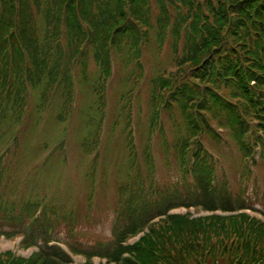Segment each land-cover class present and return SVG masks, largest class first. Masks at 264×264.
Returning a JSON list of instances; mask_svg holds the SVG:
<instances>
[{
	"label": "trees",
	"instance_id": "trees-1",
	"mask_svg": "<svg viewBox=\"0 0 264 264\" xmlns=\"http://www.w3.org/2000/svg\"><path fill=\"white\" fill-rule=\"evenodd\" d=\"M151 4L0 0V238L24 235L25 248H38L29 259L0 254V264H72L59 242L88 264L94 256L108 264H264V221L246 213L264 218V209L246 193L233 192L225 174L219 178L220 161L203 142L207 138L219 147L230 140L244 179L264 166V0H157L154 18ZM168 40L175 70L151 78L144 174L137 160L133 99L146 74L144 48L153 44L163 52ZM114 54L130 70L119 119L126 126L130 174L118 190L111 239L75 245L55 235L62 219L74 236L70 214L60 216L44 200H10L6 163L19 148L31 94L39 98L41 114L60 98L58 122L66 124L81 79L94 97L84 150L98 152L107 91L118 78ZM91 56L98 69L93 83ZM164 113L177 133L173 144L164 138ZM159 129L166 153H175L182 185L157 183L151 140ZM182 208L211 215L171 213ZM140 234L136 245H127Z\"/></svg>",
	"mask_w": 264,
	"mask_h": 264
},
{
	"label": "rangeland",
	"instance_id": "rangeland-1",
	"mask_svg": "<svg viewBox=\"0 0 264 264\" xmlns=\"http://www.w3.org/2000/svg\"><path fill=\"white\" fill-rule=\"evenodd\" d=\"M157 0H151L154 14L159 13ZM171 43L159 50L155 45L144 48L143 63L146 79L139 85V92L134 96L133 128L135 129L137 160L141 171L147 174L146 146L148 143L149 108L152 86L150 77L166 70L174 71ZM114 54L113 72L117 73V81L107 91L101 148L97 154H87L84 140L88 134L85 125L88 112L94 97L91 86H85L79 80L76 92V106L66 124L58 122L61 107L60 98H55L51 107L41 115L38 111L39 98L31 95L26 120L19 133V148L9 157L6 165L11 171L9 183L10 200L24 199L44 200L56 209L60 216L70 214L75 218L73 237L68 235L69 227L60 219L61 228L55 235L75 245H94L100 241L111 239L115 222L119 188L128 181L130 164L128 162L127 138L125 123L119 125L121 115L122 84L129 77L125 65ZM88 73L90 79L97 78L98 69L95 58L90 57ZM78 69V68H77ZM77 71V70H76ZM78 75V72H76ZM116 75V76H117ZM122 78V80H119ZM80 79V78H79ZM164 138L173 144L176 137L174 124L166 113L162 116ZM160 129L151 140L152 157L157 168V183L162 187L182 185L183 173L179 169L175 153L167 154L164 148ZM150 141V139H149ZM206 148L220 161L219 178L225 174L230 189L237 194L251 196L257 206L264 209V166L254 169L253 175L243 178L239 167V154L236 146L224 139L219 147L210 139H203ZM63 143V149L61 146ZM95 174V179L92 177ZM259 198L256 197V193ZM185 214L184 212H181ZM21 240L16 242L0 241V253L11 251L17 256H26L21 249ZM74 264H84L82 258H74Z\"/></svg>",
	"mask_w": 264,
	"mask_h": 264
}]
</instances>
